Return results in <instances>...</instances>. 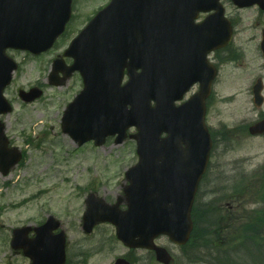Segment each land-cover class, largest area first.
<instances>
[{
    "label": "water",
    "instance_id": "1",
    "mask_svg": "<svg viewBox=\"0 0 264 264\" xmlns=\"http://www.w3.org/2000/svg\"><path fill=\"white\" fill-rule=\"evenodd\" d=\"M71 3L72 0H0V114L11 111L3 90L15 68L5 55L6 48L37 53L50 47L70 18ZM211 9H217V13L200 25L194 24V13ZM156 11L162 14L160 24L154 16ZM223 14L219 0H112L67 52L75 58L74 68L82 72L86 87L80 100L72 104L79 117L70 108L64 118V131L85 142L114 134L122 126L135 125L139 130L133 138L137 140L140 160L127 172L130 185L125 188V198H120L115 206L102 203V208L109 212H101L93 208L95 199L90 197L86 219L95 218L93 225L101 220L114 223L118 237L126 245L156 249L160 252L159 259L167 263L171 259L169 254L155 247L153 239L161 233L179 244L189 239L191 207L211 148L202 111L209 83L188 102L176 106L175 101L182 98L196 76L192 64L200 57L206 58L212 49L228 43L230 29L223 30L226 22ZM118 15L121 18L115 21ZM128 20L141 24V42L133 40ZM109 23L113 24L106 27ZM128 58L131 61L127 63ZM126 65L132 78L120 90L117 85ZM138 68L143 73L136 74ZM99 79L112 83L111 94L98 97L97 105L103 108L100 112L97 107L89 108L88 86L97 84ZM116 96L114 103L109 104ZM152 100L156 102L154 106ZM127 102L131 109L125 108ZM251 131L264 132V123L262 128L254 126ZM164 132L167 135L162 137ZM20 158L21 153L9 148L0 121V170L7 174ZM124 200L128 209L121 211L119 204ZM41 241L38 245L33 241L19 244L16 239L14 246L23 247L34 260L33 264H62L64 233L55 238L42 237Z\"/></svg>",
    "mask_w": 264,
    "mask_h": 264
},
{
    "label": "rangeland",
    "instance_id": "2",
    "mask_svg": "<svg viewBox=\"0 0 264 264\" xmlns=\"http://www.w3.org/2000/svg\"><path fill=\"white\" fill-rule=\"evenodd\" d=\"M106 2L109 0H76L75 11L78 18L74 28H81L88 17ZM230 10L242 23L236 44L245 48L247 62L251 54L254 56L251 62L255 63L246 69L252 75L258 74L259 71L254 66L258 67L257 63L261 59H255L256 43L249 40L253 13L250 10L237 12L229 4L228 11ZM66 41L67 38L61 42L57 52ZM235 53L240 55L237 51ZM54 54L50 53L49 56ZM12 55L20 63V69L15 73L7 92V97L14 104V111L4 116L3 120L11 144L26 153L24 160L7 176L0 173V264H29L22 253H16L10 247L12 230L25 225H39L48 214L59 218L67 231L72 264H112L118 257L127 254L129 249L115 239V229L109 224L98 225L92 234H85L82 229L85 198L92 191L109 201H115L122 195L126 184L125 172L138 160L135 143L132 140L114 143L112 139L101 147L89 144L82 148L77 146L69 135L62 132L60 119L67 103L81 87L79 76L74 75L61 87L49 85L47 57L45 62H41L39 57L34 59L25 52ZM37 85L44 91L42 97L32 103H24L19 97V88L29 89ZM232 86L230 84L228 87ZM234 91L235 89L231 92ZM223 92L225 91L221 90ZM218 95L220 96L219 93ZM237 104L238 113L230 115L215 100L209 115V125L219 128L223 121L227 125L223 128L225 130L236 126L239 123L238 116L245 114L247 106L243 96L238 98ZM29 139L33 142H28ZM223 139H220L214 150L215 155H212V164L201 185L198 200L202 203L218 200L217 214L224 218V223L230 222L229 226L237 230L241 224L239 220L242 221L240 217H246L253 208L262 206L263 203V199L256 197V192L259 191V186L264 185V137H251L243 129L239 133L231 131ZM243 187L247 188L244 190ZM241 189L244 191L243 197ZM236 192L240 193L239 199H243L239 203L240 209H236L237 203L233 197ZM221 197H224L222 202ZM227 202L231 208L225 212ZM157 243L172 252L175 264H206L200 257L203 249L201 242L196 243L199 247L195 245V250L199 253L195 260L185 256L182 249L167 238H160ZM135 255L140 259L136 264H158L149 261L153 259V254L147 250H137ZM250 263L253 261L250 260Z\"/></svg>",
    "mask_w": 264,
    "mask_h": 264
},
{
    "label": "flooded vegetation",
    "instance_id": "3",
    "mask_svg": "<svg viewBox=\"0 0 264 264\" xmlns=\"http://www.w3.org/2000/svg\"><path fill=\"white\" fill-rule=\"evenodd\" d=\"M234 7L237 12L250 10L253 13L251 16V36L249 40L256 43L257 56L255 59H263L261 66L257 67L259 73L261 74L255 77L257 73L252 75V73L246 69V67L252 66V64L255 63V61L251 62L254 56L251 54V58L249 59V62H247L248 55L245 52V48H243L242 45L236 44L240 34L239 29L242 26V23H240L235 16H230L235 25L234 43L229 47L214 52L211 55L212 61L219 67L220 75L217 79L215 87L216 93L210 100V108L212 110L216 100L217 104H220L219 106L226 108L227 114L234 115L238 109V98L243 96L248 106L252 104L253 111H250V109L246 106V114L239 115L238 117L239 123L241 122L242 124L249 123L250 120H252L250 117L251 112H256L255 118L257 117V119L264 114L262 107H258L256 105L259 100L256 99L255 95V87H257V85L262 87L261 91L264 95V53L261 46L264 37V0H256L253 5L248 7ZM235 51L239 52L240 55L237 56ZM230 84L233 86L228 87ZM194 89H197V86H195ZM234 89L235 91L231 92ZM221 90H224L225 92L221 93ZM261 102L264 103V96L263 99H261ZM236 132L239 133L240 131L237 129Z\"/></svg>",
    "mask_w": 264,
    "mask_h": 264
},
{
    "label": "trees",
    "instance_id": "4",
    "mask_svg": "<svg viewBox=\"0 0 264 264\" xmlns=\"http://www.w3.org/2000/svg\"><path fill=\"white\" fill-rule=\"evenodd\" d=\"M262 178L264 180V176ZM258 190L259 191L256 192V197L263 199V208L255 209L253 213H248L246 217L243 216L244 220L238 226V229H231L230 226L232 231L226 233L227 242L231 245L237 243L239 246L237 248L238 251L234 253V257L231 256L233 250L229 252L223 251L227 253V255L223 254L226 257L220 255L214 256L213 264H260L259 262H264V185L259 186ZM199 211L200 209L197 207L195 213L197 214ZM223 228L229 229V227L226 226ZM204 234L208 236L211 235L206 229L197 226L194 234L196 240L202 237L205 240ZM212 242H215L214 239ZM224 244L225 242L222 247H224ZM216 253L220 254V250H217ZM222 258H226L227 260ZM234 260L237 262H234ZM250 260H252L253 263H250Z\"/></svg>",
    "mask_w": 264,
    "mask_h": 264
}]
</instances>
